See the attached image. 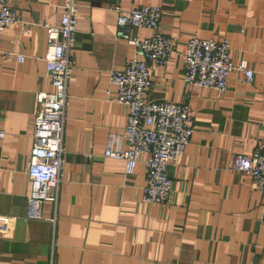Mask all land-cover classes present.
<instances>
[{
	"label": "crops",
	"instance_id": "0c3cea01",
	"mask_svg": "<svg viewBox=\"0 0 264 264\" xmlns=\"http://www.w3.org/2000/svg\"><path fill=\"white\" fill-rule=\"evenodd\" d=\"M63 1L8 0L21 21L0 41V264H264L261 194L230 165L264 139V0L118 1L124 11L160 7L157 31L173 40V53L165 66L148 64L144 99L187 104L191 117L189 143L166 166L170 200L160 205L142 201L145 155L131 174L104 155L110 142L127 148V109L108 81L133 55L116 35V0H77L58 201L43 202L41 219L25 217L36 94L52 90L45 24L60 21ZM126 32L144 39L154 30ZM190 37L228 39L232 62L245 61L252 81L233 70L223 94L186 84Z\"/></svg>",
	"mask_w": 264,
	"mask_h": 264
},
{
	"label": "built area",
	"instance_id": "2783aa9c",
	"mask_svg": "<svg viewBox=\"0 0 264 264\" xmlns=\"http://www.w3.org/2000/svg\"><path fill=\"white\" fill-rule=\"evenodd\" d=\"M115 1L117 11V37L127 41L133 55L122 69L111 70L109 84L115 86V101L127 109V118L122 138L127 148H115L110 142L104 155L123 160L125 173H133L142 155L144 185L142 201L148 204H163L170 200L171 180L166 166L175 161L185 150L193 133L189 108L184 103L169 101H145L144 96L151 86L149 63L165 66L173 53V40L158 32L161 9L155 5H141L131 10L121 9ZM60 21L45 24L47 33L46 73L52 90L36 94V110L33 123V144L30 149L26 174L31 190L27 198V219L43 218L41 208L45 201L54 205L58 201L63 159L64 116L67 107V84L73 66L70 50L78 21L77 0H64L60 10ZM17 13L0 0V41L2 31L9 24L20 22ZM131 27L154 30L152 36L140 39L129 37ZM228 39L190 37L186 41L182 56L184 76L188 85L212 88L223 94L227 90V76L233 70L243 73L249 83L253 71L245 61L234 64L230 58ZM17 54V61H22ZM107 94L109 91L106 92ZM5 131L0 129V140ZM231 168L244 172L253 180L264 203V139L260 148L249 155L236 154L230 162Z\"/></svg>",
	"mask_w": 264,
	"mask_h": 264
}]
</instances>
